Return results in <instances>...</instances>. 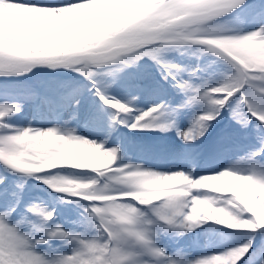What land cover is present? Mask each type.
I'll return each instance as SVG.
<instances>
[{
  "label": "snow or ice",
  "instance_id": "6c2138e0",
  "mask_svg": "<svg viewBox=\"0 0 264 264\" xmlns=\"http://www.w3.org/2000/svg\"><path fill=\"white\" fill-rule=\"evenodd\" d=\"M241 5L247 6L245 0H0V78L22 76L35 67H62L92 81L97 70L111 71L113 66L145 56L157 60L166 47L198 45L224 60L232 72L221 85L208 90L177 85L193 92L190 102H203L209 109L181 134L184 142L199 139L237 93L248 115L264 125V107H257L258 100L264 104V26L236 36L221 35L207 26ZM96 95L117 116L132 112L125 103L105 98L99 89ZM162 107L156 105L135 116L131 128L166 130L155 123L163 115ZM19 111V104L0 100V164L85 202V224L98 235L84 239L57 228L45 231V239L33 241L20 231L21 221L9 223L14 207L0 210V264H163L165 254L155 245L153 229L192 231L208 221L231 230L264 229V163L255 159L259 153L238 162L235 167L242 170H224L195 180L182 172L114 167L118 149L104 150L77 136L74 129L63 133L56 127L10 130L4 121ZM113 122L123 123L116 116ZM260 142L264 150V137ZM63 168L91 171L103 182L38 175ZM204 188L230 195L202 191L197 193L203 195H193V189ZM28 212L44 222L53 216L36 207ZM35 231L43 230L36 227ZM56 238L74 245L72 255L50 258L34 250L35 244ZM251 247L249 239L243 246L187 264H239ZM166 264L186 262L177 255L167 258Z\"/></svg>",
  "mask_w": 264,
  "mask_h": 264
},
{
  "label": "rangeland",
  "instance_id": "374dc122",
  "mask_svg": "<svg viewBox=\"0 0 264 264\" xmlns=\"http://www.w3.org/2000/svg\"><path fill=\"white\" fill-rule=\"evenodd\" d=\"M250 1L253 0H245V2L252 3ZM207 26L216 28L221 35L225 36L244 35L256 31L260 27L264 26V17L260 19L258 24H254L251 23L249 18L246 16H241L237 11H233L225 14L223 17H219L208 22ZM179 52L189 53V62L191 64L187 63L186 66L185 63L178 57ZM208 58H211L213 62L212 66L214 65V71L220 77H226L227 73L232 72V69L224 60L208 53L202 46L198 45L166 47L159 52L157 60L150 59L146 56L140 59L144 60L143 62L150 59L152 62L154 61L153 63L155 66L160 67L159 65L161 63L170 69V73H164L166 77L163 76L164 84H162L161 87H158L152 82H146L145 84V80H142L139 73L138 77L133 75V73L132 77L131 75H127L126 81H123L121 84L117 79H110L106 83H102L99 79H97L98 70L97 74L92 77V81L86 79L83 75H80L73 70H70L69 73L65 72L66 74L73 75L72 79H67L70 83L77 84L82 81L87 85H93V81L98 83L101 88L100 92L105 98L125 103L130 109H132V112L127 116L122 114L117 116L116 110L112 112L105 111L102 116H99V119L94 118L91 120V114H94L95 110L93 107L94 97H98L93 92L94 97L90 94L89 97L84 100L76 99L70 107H66L61 103H58L56 106L54 105V110L51 109L50 111L52 113V117L55 119V122H51L49 125L41 126L37 122H34V120L21 121L19 120L20 118L18 119L16 114L11 115L6 119L13 122V128L10 130L24 128H38L45 130L56 127L63 133L65 129H74L77 136L82 139H86L89 142L101 145L104 150H110L112 148L118 149L117 158L127 155L126 157L131 160L134 168L159 174L182 172L193 180L206 175L219 174L224 170H242L236 169L235 166L238 162H241L253 153H259L258 156H255V159L264 163V150H262L260 139H254V137H252V127H247L246 130L242 132L238 128L235 130H232L231 128L233 122L232 108L241 102L239 99V93L231 98L228 104L222 109V118L220 120L215 119L212 121L210 129L204 132L199 139L194 140L191 143H185L181 138V134L187 131L195 121V117L192 115L195 103L190 102L193 92L191 90H181V88L177 87V85L187 83L192 89L199 88L202 90L205 89L203 86H206V88H214L216 84H212V86H210L209 80L205 76V74L210 70L209 63H207ZM177 71L180 72L178 73ZM36 74H38V71H32V75H34L32 77L38 79V76H35ZM118 78L120 79L121 77L119 76ZM14 79L19 80L20 82L25 81L27 83L32 81L27 75H22L0 78V82H5V84H7L6 82H11ZM178 97H181L182 99L179 100ZM37 102L33 104L31 108L32 115H34V108L36 107L38 108L35 110L36 112L39 110L42 112L43 109H47L45 107L43 108V106L41 107L40 102ZM80 102H84L81 110L78 107ZM156 105L163 106L161 109L163 115L159 120L155 121V123L163 125L166 130H142L141 134H137L138 136H148V144H145L142 140L137 138L135 143L130 142V144L118 142V144L110 146V144L105 142V139L102 136L104 135L103 133H108L109 129L112 130L114 128V125L121 128L124 123L133 121L135 116L148 111ZM257 107H264V104H261L258 100ZM242 109H246L245 106H243ZM246 112H248V110H246ZM35 115H37V113H35ZM239 115L240 118L244 117L243 111H240ZM114 116L117 117V121H123V123H114ZM120 116H123V119H120ZM36 120L38 121V119ZM125 120L126 122H124ZM256 122L260 124L257 120L252 118L253 126ZM89 123L92 124L90 125V127H92L90 129L92 130H87V133H84L82 130L85 131L86 125ZM261 127H263V125H261ZM88 131L90 132L88 133ZM150 138H152L151 145ZM153 140L158 142L160 148L159 153L156 152L152 146ZM207 141L208 143H206ZM206 145L211 146L214 150V162H212L211 158L205 155L203 157L201 156V152L203 153ZM193 148H196L195 151L192 150ZM0 169L3 171L2 173H4L6 182L10 184L9 190H13L12 194L7 192L0 194V210H8L9 208H12L13 204H15V206L17 205V210L23 212L20 216H17V211L15 209L9 217L10 224H16L18 221H21L20 231L30 234L33 241L39 240V236L45 239V231L57 228L64 232L79 235L81 238H84L80 235L78 226L75 224V220H73L74 216H72V211L70 214L68 212V210L70 211V208L72 207L71 205L73 201L76 199L62 197V207L67 210L61 208L63 209L61 210L63 212L61 213L62 218L60 219H58V214H56L54 221L49 220L44 222L41 217L31 215L26 221L24 219V212L28 211L31 207L43 209L45 213H48L49 211L42 208L43 206L32 204L34 195L30 196L32 200L30 206H24L21 202L20 194L22 191L21 189L28 184L26 177L23 178V181L25 179L24 182L22 181L19 184L14 185L13 181L15 179L17 180L18 177H22L7 170L2 164H0ZM42 174L49 179L54 177H64L78 180L80 182H91L93 180H97L100 183L103 182V178L98 177L91 171L63 168L49 170ZM192 191L194 192L193 195H203V193H197L200 191L208 192L209 194L219 197L230 195L228 193H211V189L209 188L193 189ZM58 197L61 198V196ZM124 202L130 203V201ZM141 210L147 211L146 209ZM51 213L53 215L55 214L53 212ZM28 224L34 226L33 230H26L25 226ZM35 226L41 228L43 231H35ZM92 230L95 235L92 234L91 237L94 238L98 235V233L95 229L92 228ZM153 231L155 232L154 240L156 239L158 241L159 248L162 249L165 254L164 264H166L167 258H173L177 255L182 256L187 264V262L198 257L219 254L226 250L243 246L247 241L246 238L236 241L230 233L231 229H228L225 226L217 225L212 221L204 222L192 231L183 229H177L170 232H160L155 229H153ZM248 233L254 234L253 232ZM257 233L259 235L262 234V230H257ZM262 245H264V243L260 241L258 245L253 246L257 248L255 252L264 249L262 248ZM34 250L37 253L50 258L70 256L74 250V245L70 244L67 240L56 238L48 239L47 243L44 244H35ZM262 259H264V255L255 261H251L250 259H247L246 256H243L239 264H261Z\"/></svg>",
  "mask_w": 264,
  "mask_h": 264
},
{
  "label": "trees",
  "instance_id": "16d2710c",
  "mask_svg": "<svg viewBox=\"0 0 264 264\" xmlns=\"http://www.w3.org/2000/svg\"><path fill=\"white\" fill-rule=\"evenodd\" d=\"M249 2H245L247 5L246 7L241 5L240 7H237L233 11H237L239 15L246 16L249 18L251 23L258 24L260 19L264 17V0H253ZM231 11V12H233ZM229 12V13H231ZM225 16V15H224ZM223 17V16H222ZM179 52V58L181 61L185 63L187 66V63L191 64L190 61V54L189 53H183ZM143 58V57H142ZM144 60H137L132 63H128L124 66H113V70L109 71L107 69L98 70L97 79H99L102 83H106L110 79H117L121 84L123 81H126V76L136 75L138 77L141 76L142 80H145L146 82H152L153 84H156L158 87H161L162 84H164V72L160 69V67L154 65V61L152 62L150 59H147L146 62H143ZM207 63H209V71L205 74L206 78L209 80L210 86L212 84H216L215 87L221 85L227 77L231 74L230 72L227 73L226 77H220L215 71H214V65L212 66V60L211 58L207 59ZM38 71V74L35 76H38V79L33 78L32 71ZM66 68H48V67H35L30 72H28L27 75L32 80L31 82H20L19 80H12L11 82H0V100H7L11 103H17L20 105V111L16 113L17 117L21 121L25 120H34V122H37L41 126L43 125H49L51 122H55L54 117H52L51 109L54 110V105L56 106L58 103L63 104L64 106L70 107L73 104V101L76 99H85L88 98L90 94H92V97H94V91L92 88V85H87L83 81L79 82L77 84L70 83L67 79H72L73 75L66 74L70 72L69 70H66ZM66 72V73H65ZM156 72V73H155ZM178 73L180 71H177ZM127 73V74H126ZM133 73V75H132ZM121 77L120 79L118 77ZM166 77V76H165ZM125 78V79H124ZM84 80V79H82ZM134 80V79H133ZM135 81V80H134ZM88 86V87H87ZM123 86V85H122ZM205 89L208 90L211 89L206 88V86H203ZM179 100H181V97H178ZM109 100V99H108ZM184 100V99H183ZM38 101V102H37ZM111 101V100H110ZM41 104V107L47 108L43 109L42 112L40 110L36 112L35 110L38 109L37 107L34 108V115H32V106L35 103ZM195 106L192 110V115L195 117V120L197 117L206 114L209 109L203 102H194ZM84 105V102H80L78 104V107L82 108ZM94 105V106H93ZM92 106L94 107V114H91V120L94 118L99 119V116H102L105 111H115L114 109H111L106 104H104L100 98L94 97V104ZM91 106V107H92ZM243 108V104L239 102L232 108V130H235L238 128L241 132L246 130L247 127H252L254 139H260L263 137V129L261 127V124H258L257 122L254 124L252 123V118L248 115V112L245 111ZM240 111H243L244 117L240 118ZM223 111L220 110V114L215 119H221ZM93 115V116H92ZM242 115V114H241ZM121 117V118H120ZM120 119H123V116H120ZM38 119V121L36 120ZM85 119V118H84ZM214 119V120H215ZM90 120V122H91ZM212 120V121H214ZM244 120L246 121V124H242L240 121ZM212 121L208 123L207 131L210 129V126L212 125ZM86 125V124H85ZM91 123L86 125V130H82L84 133H87V130H92L90 128ZM251 131V132H252ZM90 131H88L89 133ZM98 132V131H97ZM102 135L105 139V142L112 145L118 144V142H125L129 143L134 142L135 139L132 137L127 136L122 132V130L119 127H116L114 125V128L111 130L109 129L108 133H103ZM148 136H141V139L145 144H148ZM122 138V139H121ZM255 143V142H254ZM196 148H193L192 150L195 151ZM3 171L0 169V194L4 193H13V190H9V185L6 180ZM20 176V175H19ZM23 178L18 177L17 180L15 179L13 181L14 185L19 184L23 181ZM19 180V181H18ZM25 181V179H24ZM23 181V182H24ZM32 195H34L33 198V204H37L38 206H43L45 210L49 212L58 214V219L62 218L61 213L63 211L62 205H63V198H59L58 196L46 191L45 189L35 186L34 190L32 192ZM35 202V203H34ZM65 206V204H64ZM72 207L70 208V211L68 210L69 214L72 211V216H74L75 224L78 226V231L80 232V235L84 237V239H91L92 234H94L91 227L86 226L85 224V218H86V212L85 208L87 207L85 202L80 200L73 201ZM16 209V215L20 216L22 211L17 210V205H12ZM63 208V209H61ZM67 210V209H66ZM25 217L24 219L27 221L29 219V216L32 214L28 211H25ZM15 215V216H16ZM60 216V217H59ZM73 218V217H71ZM211 224V223H210ZM212 226V225H211ZM26 230H33V227L31 224H28L25 226ZM262 230V234H258L257 232H254V234L248 233L249 231H246V229L242 230H231L230 233L233 235L232 237L239 241L242 238H246L247 241L251 239L252 247L259 244V242L264 243V229ZM25 231V230H24ZM27 232V231H26ZM261 232V231H260ZM257 233V234H256ZM95 235V234H94ZM259 235V236H258ZM43 239V237L39 236V240ZM250 248L246 256L247 259L257 260L259 257L263 256L261 254V251L255 252L257 248L253 247ZM262 248H264V245H262ZM73 253V252H72Z\"/></svg>",
  "mask_w": 264,
  "mask_h": 264
}]
</instances>
